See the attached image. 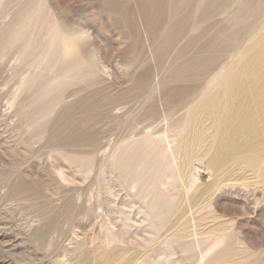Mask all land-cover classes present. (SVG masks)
<instances>
[{"label":"rangeland","instance_id":"1","mask_svg":"<svg viewBox=\"0 0 264 264\" xmlns=\"http://www.w3.org/2000/svg\"><path fill=\"white\" fill-rule=\"evenodd\" d=\"M61 10L68 25L89 32L80 42L87 52L65 63L55 57L70 81L54 99L42 100L37 114L11 112L19 77L28 69L27 40L13 43L0 30V264H264V162H229L206 182L222 179L255 192L249 203L259 205L257 213L206 215L197 220L199 247H169L166 230L147 246L121 240L144 232V200L109 158L118 144L145 132L164 135L161 112L171 111L176 91L184 95V111L233 54L232 65L239 62L251 36L264 28V0H3L0 25L32 14L40 34ZM65 93L72 101L46 116ZM113 104L127 108L123 117L111 114ZM210 119L197 115L192 121L190 133L202 136L203 146L214 135ZM175 137L167 132L169 141ZM200 168L211 172L206 162ZM216 198L231 206L244 202L233 192ZM226 228L235 239L229 259L202 260L200 252Z\"/></svg>","mask_w":264,"mask_h":264},{"label":"bare ground","instance_id":"2","mask_svg":"<svg viewBox=\"0 0 264 264\" xmlns=\"http://www.w3.org/2000/svg\"><path fill=\"white\" fill-rule=\"evenodd\" d=\"M2 1L0 0V3ZM45 1L48 3V0ZM60 13V15L53 13V21L41 30L38 28L40 34L36 26H33L32 14L25 15L24 20L21 16L18 19L9 20L5 25H0V30L6 31L8 39H11L13 43L20 37L27 40L24 55H28V69L19 77L11 112H20L28 108L29 111L37 114L36 111L39 110L42 100L54 99V93L70 81L68 73L58 70L59 61L57 62L55 57H60V60L65 63L64 60L87 52L80 42L88 38L89 32L83 28L71 27L62 19L63 10ZM26 20L29 22H25ZM263 30L264 28L251 38L249 37L250 46L242 53L239 62L235 66L232 65L231 62L237 59V54H233L207 84L191 97L189 103L184 105V111L180 108L183 105L184 95L180 93V90L175 92L178 100L171 111L161 112V121L164 125L161 133L164 131V135H156L159 132L156 130L145 132L143 137L126 140L110 152L111 164L117 168L121 179L124 178L135 195L144 200L147 221L145 230L136 232L131 238L122 237L123 242L147 246L154 240L155 235L166 230L170 231V236L167 238L169 247H172L174 242L183 245L189 243L191 246L199 247V240L195 238L199 233L197 220L204 219L206 215L207 219L209 216L219 219L221 216L217 215V211L225 215L240 213L247 216L251 209L254 213L259 210L257 204L250 206L251 197L253 199L256 197V193L251 192L250 189L230 186L222 179L217 181L214 179L212 183L206 182L209 181L208 177L210 179L213 177L214 171L222 170L229 162H242V159L252 164L264 162ZM220 86L223 88L218 90ZM68 97L65 93L57 101L50 103L45 111L46 116L52 117L65 104L70 103L73 98ZM233 105H236L234 109H232ZM110 111L112 115L121 118L127 112V108L113 104ZM224 114H226V120L224 119L223 122ZM197 115L214 119L212 120L214 125H210L211 130L215 126L214 135L207 146L199 142L202 136L195 132L190 133L193 118ZM41 118L42 115L39 119ZM241 118H243L242 121L235 126L233 121ZM169 131L176 133L174 140L167 139ZM202 162L207 163L211 172L200 168ZM62 178L69 180L65 175ZM227 192L242 196L244 202L240 206H231L220 203L217 198L214 199L218 193ZM209 196L213 200L205 201V197ZM184 202L187 203L186 206L183 205ZM188 213L189 218H187ZM149 228L150 232L145 234ZM237 234L246 239L242 236V231ZM114 237L110 238L107 244H111ZM234 240L231 229H219L208 249L200 252V258L205 260L212 255L211 262L219 258L228 260L233 250Z\"/></svg>","mask_w":264,"mask_h":264}]
</instances>
